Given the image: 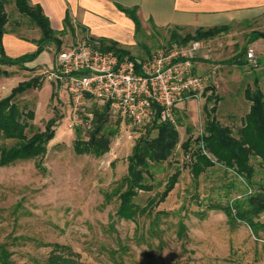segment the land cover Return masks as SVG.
<instances>
[{"label": "rangeland", "instance_id": "rangeland-1", "mask_svg": "<svg viewBox=\"0 0 264 264\" xmlns=\"http://www.w3.org/2000/svg\"><path fill=\"white\" fill-rule=\"evenodd\" d=\"M5 1V33L33 40L15 49L6 38L2 44L5 55L31 56L37 51L39 30L16 11L13 0ZM253 30L264 32V25L232 26L226 34L200 41L203 47L196 53L192 72L207 79V93L175 108L173 125L178 144L165 163L150 169L152 178L148 184L152 191L139 193L135 199V205L145 212L133 221L117 218V189L136 141L156 136L151 125L136 128L110 117V125L119 122V131L108 152L102 156L77 154L75 138L86 140L89 131L85 115L101 105L87 103L77 126L73 125L67 94L61 84L51 79L55 46L50 44L34 54L24 66L0 65V99L21 82L37 77L41 80L40 88L15 100L20 110L34 113L27 137L43 131L50 120H55L53 137L43 158L0 168V248L10 255L9 263L44 264L53 246L61 245L77 254L81 264H264V229L254 233L245 220H229L222 211L210 208H230L233 216L239 210L250 209L248 200L264 195V164L251 159L250 178L215 164L194 180L188 168L189 154L181 148L189 142L190 151L196 149L195 140L204 134L205 111L213 106L217 121L237 137L250 107L244 98L245 89H253L256 84L264 97V42L247 47L246 53L252 52L256 60L255 68L246 56L239 58L238 65L224 62L239 52ZM144 31L125 49L138 62L172 45L170 30ZM186 34L193 33L180 35ZM83 35L74 28L54 38L61 42L62 50L79 43ZM174 173H178L177 184L167 198L146 207L148 199L161 193ZM251 211V221L264 224V210Z\"/></svg>", "mask_w": 264, "mask_h": 264}, {"label": "trees", "instance_id": "trees-1", "mask_svg": "<svg viewBox=\"0 0 264 264\" xmlns=\"http://www.w3.org/2000/svg\"><path fill=\"white\" fill-rule=\"evenodd\" d=\"M6 1L0 0V65L4 66H24V64L50 44L55 46L56 52L61 46V42L54 36L66 30L74 31L73 26L66 16L63 21V29L55 32L50 27L48 19L43 15L39 6H30L28 0H14V8L23 17L39 30L40 38L35 41L36 53L31 56H21L9 58L5 55L2 46V37L8 23L5 12ZM132 21L135 32L141 30L135 9H122ZM229 27L212 28L209 30L198 29L192 35H180L178 29L169 31V43L179 46H186L194 41L210 40L214 37L226 33ZM93 41V39H91ZM264 40V32H252L248 35L245 45L231 59L224 61L226 64H239V58L244 57L247 47L250 44ZM101 49L113 51L118 57L127 56L134 60L127 52L120 50L115 43L105 40H97ZM6 74V73H3ZM2 74V75H3ZM41 87V80L33 78L27 82L19 83L11 90L9 95L0 99V168L11 165L18 161L31 159H41L46 155L47 143L53 137L55 120H50L43 131L33 132L27 137V131H32L30 122L34 120L32 111L20 110L15 100L25 92ZM205 89L203 96L207 93ZM212 96V94L210 95ZM244 98L249 102L248 113L243 117L241 127L238 129L237 137L232 131L222 126L216 119V107L205 111L206 120L204 124V134L195 140L196 149L190 151L189 142L182 145L184 152L189 154V171L194 180L207 169L219 164L227 169L235 171L243 177L250 178L253 170L250 167V160H258L264 164V97L255 84L254 88L247 87L244 91ZM109 106L107 104L92 111V125L87 133V139L83 140L79 136L75 138L73 147L77 154L90 153L94 156H102L108 152L111 140L118 134L119 122L109 124ZM175 110V109H174ZM152 130H155L154 138H140L134 144L130 156L127 158V169L125 176L121 179L117 189L118 207L116 216L118 219L133 221L139 213L145 212L144 208L135 205L134 201L139 193H149L152 191L148 180L152 178L150 169L165 163L172 155L178 144V132L173 124L159 121L156 115L151 123ZM146 126V125H145ZM4 142H12L5 145ZM41 170V166L38 165ZM178 173L171 175L161 193L148 199L146 207L151 208L162 203L177 184ZM250 209L238 211L235 216L232 210L225 207H210L222 211L229 220L246 221L251 231L256 233L264 229V224L253 223L249 216L252 208L264 210V195H257L249 200ZM145 207V208H146ZM209 208V209H210ZM9 254L4 248H0V264H10ZM44 264H81L78 255L72 253L69 248L61 245H54L53 250Z\"/></svg>", "mask_w": 264, "mask_h": 264}, {"label": "built area", "instance_id": "built-area-1", "mask_svg": "<svg viewBox=\"0 0 264 264\" xmlns=\"http://www.w3.org/2000/svg\"><path fill=\"white\" fill-rule=\"evenodd\" d=\"M202 47L200 41L172 44L165 52L138 62L101 49L98 41L84 34L76 45L55 53L51 79L63 86L75 126L90 101L107 104L109 118L127 121L132 127H143L156 115L159 121L174 124V109L206 89L207 79L192 72ZM245 56L255 68L252 52ZM85 116L89 130L93 114Z\"/></svg>", "mask_w": 264, "mask_h": 264}, {"label": "crops", "instance_id": "crops-1", "mask_svg": "<svg viewBox=\"0 0 264 264\" xmlns=\"http://www.w3.org/2000/svg\"><path fill=\"white\" fill-rule=\"evenodd\" d=\"M28 3L41 8L53 31L60 32L63 29V21L67 16L73 28L90 39L115 43L127 53L125 49L134 43L138 33L129 17L117 7L135 9L140 31L144 29V32L151 29H178V34H192L198 29L264 25V0H28ZM252 32L259 31L249 32L246 39ZM6 35L2 37V44L5 45L8 38L15 49L33 41L14 33ZM257 42L264 40L252 44ZM14 54L18 55V52Z\"/></svg>", "mask_w": 264, "mask_h": 264}]
</instances>
